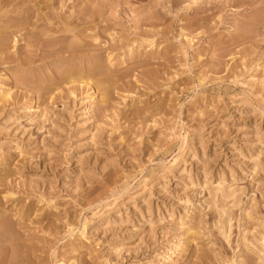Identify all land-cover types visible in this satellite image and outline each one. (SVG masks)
<instances>
[{
    "label": "rangeland",
    "instance_id": "obj_1",
    "mask_svg": "<svg viewBox=\"0 0 264 264\" xmlns=\"http://www.w3.org/2000/svg\"><path fill=\"white\" fill-rule=\"evenodd\" d=\"M0 264H264V0H0Z\"/></svg>",
    "mask_w": 264,
    "mask_h": 264
},
{
    "label": "bare ground",
    "instance_id": "obj_2",
    "mask_svg": "<svg viewBox=\"0 0 264 264\" xmlns=\"http://www.w3.org/2000/svg\"><path fill=\"white\" fill-rule=\"evenodd\" d=\"M148 44H150V43H148ZM149 47H150V45H148Z\"/></svg>",
    "mask_w": 264,
    "mask_h": 264
}]
</instances>
